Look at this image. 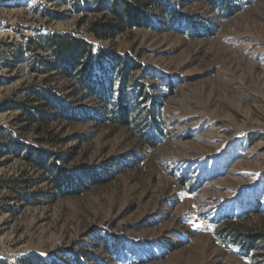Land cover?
Wrapping results in <instances>:
<instances>
[{
    "label": "rangeland",
    "instance_id": "1",
    "mask_svg": "<svg viewBox=\"0 0 264 264\" xmlns=\"http://www.w3.org/2000/svg\"><path fill=\"white\" fill-rule=\"evenodd\" d=\"M167 1L171 12L216 22L214 33L169 28L157 9L146 27L102 32L93 24L109 11L96 0H0V103L26 99L19 91L34 84L69 110L98 109L49 65L45 36L67 33L132 64L113 78L116 91L125 79L136 107L126 127L0 110V264H264V0L225 19L206 0ZM153 107L162 133L150 145L140 130ZM13 142L101 179L59 194Z\"/></svg>",
    "mask_w": 264,
    "mask_h": 264
},
{
    "label": "trees",
    "instance_id": "2",
    "mask_svg": "<svg viewBox=\"0 0 264 264\" xmlns=\"http://www.w3.org/2000/svg\"><path fill=\"white\" fill-rule=\"evenodd\" d=\"M212 11L216 13L217 18L225 19L237 11L243 3L250 0H206ZM106 3V4H105ZM98 9H107L109 18L105 21L94 22V30L102 32L120 33L131 30L135 27H146L151 21L148 16L149 10L157 9L162 14L163 25L186 31L192 36H211L214 33L216 22H199L193 18L185 17L179 13L171 12L167 0H96ZM107 5V7H106ZM45 49H48L53 57L49 65L71 79L85 94L91 98L98 109L96 111L83 109H67L61 99L56 96L51 88L44 86L30 85L20 90V97L24 100L10 98L0 103V110H19L25 116L32 120L46 121L52 118H65L73 121L88 120L99 125H108L113 127L129 126L136 119L132 116L136 110L129 94L125 90V79L122 80L120 88L116 91L114 88L113 76H128L131 63L121 56L105 54L102 50H94L91 43L83 38H79L67 33H50L45 36ZM95 68L100 70L105 78H99ZM172 87V84H170ZM143 88L135 91V98L142 96ZM42 101V106L49 108L42 110L37 106L30 104L29 96ZM2 129V128H0ZM141 131L142 137L150 144L154 145L158 135L162 133V127L159 124L156 115V109L148 113V127ZM7 139L10 141L9 135ZM14 153L21 155L22 158L35 164L46 175V179L51 188L62 195L79 194L87 188L91 182L100 180V176L93 174L84 168H78L75 172L65 173L64 170L55 162H50V152L41 149H35L25 146L20 142H13ZM26 154L22 155V151ZM133 158H135L133 156ZM133 163L134 159L130 160ZM102 177V176H101ZM89 179L91 181L89 182ZM99 245L110 255L118 251V245L115 241L105 240L99 237ZM250 242L245 244V251L249 252Z\"/></svg>",
    "mask_w": 264,
    "mask_h": 264
},
{
    "label": "snow or ice",
    "instance_id": "3",
    "mask_svg": "<svg viewBox=\"0 0 264 264\" xmlns=\"http://www.w3.org/2000/svg\"><path fill=\"white\" fill-rule=\"evenodd\" d=\"M196 227H197V228H199V227H200V225H196Z\"/></svg>",
    "mask_w": 264,
    "mask_h": 264
}]
</instances>
